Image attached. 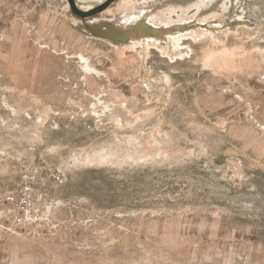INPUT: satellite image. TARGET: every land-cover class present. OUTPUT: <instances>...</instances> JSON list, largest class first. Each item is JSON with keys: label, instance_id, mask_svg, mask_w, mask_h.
Returning <instances> with one entry per match:
<instances>
[{"label": "rangeland", "instance_id": "374dc122", "mask_svg": "<svg viewBox=\"0 0 264 264\" xmlns=\"http://www.w3.org/2000/svg\"><path fill=\"white\" fill-rule=\"evenodd\" d=\"M137 1L185 18L173 32L230 34L241 66L217 71L197 46L177 65L85 27L84 19L119 24L123 0H0V264H264V0L172 15L169 3L198 0ZM244 23L250 32L237 36ZM79 51L102 76H86ZM101 88L107 100L115 91L137 100L134 128L87 115V91ZM131 130L161 138L169 157L74 164L76 153Z\"/></svg>", "mask_w": 264, "mask_h": 264}, {"label": "bare ground", "instance_id": "6f19581e", "mask_svg": "<svg viewBox=\"0 0 264 264\" xmlns=\"http://www.w3.org/2000/svg\"><path fill=\"white\" fill-rule=\"evenodd\" d=\"M214 1L215 0H198L193 3L190 2V5H176L169 3V6L167 9H165L170 13V15L177 13L180 10L184 11L186 8L192 7H195L197 10L196 12H198L203 8L212 6ZM229 2L232 3V1L219 0L217 1L216 5H218V7L220 6L222 10L225 11L229 8ZM143 6H141L137 0H123V2L118 7L121 10L123 9L125 12L122 21L119 22V24L122 25L121 27L134 25L140 20L144 19L148 21L149 24L161 29V32L159 35L132 37L130 40L125 42L114 41L116 42L114 44L116 48L125 51L127 49L136 50L140 47L143 49L147 48L148 52H150L151 49H156L162 54L161 56L169 58L172 63L177 64L181 61L184 62L189 58L192 59L197 46L198 51L200 52L198 56L199 58L203 59L204 65L206 66H211L217 71H234L237 67L241 66V59L238 57L239 55H242L243 51H240L242 45H226V39L230 38V34H225L227 35L226 39L221 40L213 32L205 30L204 28H201L200 30L197 28H190L187 31L173 32V27L175 28V25L179 24L177 22H181L185 18L177 20L171 16V18L165 17L164 10L162 9H159L157 12L153 11L154 13L150 14L147 11L148 7ZM146 12H148L149 15H146ZM239 16L242 22H244L245 16ZM241 28V30L236 32L237 36L240 35L241 32L248 33L250 30L249 25L245 23L241 26ZM207 41H210L212 45L223 44V46L217 49H209L207 47ZM167 43L172 44V46H174L175 49H178V51L172 53ZM77 58L80 60L81 68L86 73V76L103 75V72L99 70L94 63H92L90 57L85 52H77ZM171 80L172 78L169 74L164 75V81L166 84L170 85ZM85 81L87 82L86 79ZM147 87L150 88L153 86L150 83L147 85ZM92 90L93 89H91V91ZM87 92L93 96L91 98H94V101L92 102L93 109L90 110V112H87V115L94 117L95 119L99 120V122H102L105 117H108L110 120L114 121L116 128L121 130H126L129 127L134 128L136 122L138 123V116L134 112V107L137 105V100L129 99V96H122L116 91L113 92L114 97H111L109 100H107V92L102 88L100 90L98 89L97 92ZM158 99H160V97H158ZM5 104L12 108L15 114H19V112H21V109H19L16 105H12L7 101H5ZM26 113L31 116L29 112ZM38 118L40 121H43L41 116H38ZM131 132L132 133L124 137H121V135L116 132L114 134V138L108 140L100 148L96 147V149L86 154V151L84 153H76L73 155L74 164L77 167L108 165L116 167H122L124 165L139 166L141 164L153 163L157 160V158L160 157H169L168 151L161 149V146H163V140L158 136H148L146 139H142L144 136L136 134V130H131ZM153 147H157V149L154 151L152 150ZM83 150L84 148L81 151Z\"/></svg>", "mask_w": 264, "mask_h": 264}, {"label": "water", "instance_id": "95a60500", "mask_svg": "<svg viewBox=\"0 0 264 264\" xmlns=\"http://www.w3.org/2000/svg\"><path fill=\"white\" fill-rule=\"evenodd\" d=\"M85 27L93 34L106 37L116 42H125L136 36L159 35L161 29L151 25L146 20H140L134 25L121 27L114 21L88 22Z\"/></svg>", "mask_w": 264, "mask_h": 264}, {"label": "built area", "instance_id": "2783aa9c", "mask_svg": "<svg viewBox=\"0 0 264 264\" xmlns=\"http://www.w3.org/2000/svg\"><path fill=\"white\" fill-rule=\"evenodd\" d=\"M28 206H30L29 202L27 200H24L21 204H20V207L23 209V210H27L28 209Z\"/></svg>", "mask_w": 264, "mask_h": 264}]
</instances>
